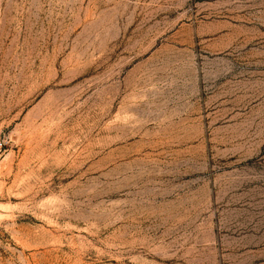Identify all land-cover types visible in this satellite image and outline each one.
Masks as SVG:
<instances>
[{
    "label": "rangeland",
    "instance_id": "obj_1",
    "mask_svg": "<svg viewBox=\"0 0 264 264\" xmlns=\"http://www.w3.org/2000/svg\"><path fill=\"white\" fill-rule=\"evenodd\" d=\"M0 264H264V0H0Z\"/></svg>",
    "mask_w": 264,
    "mask_h": 264
}]
</instances>
